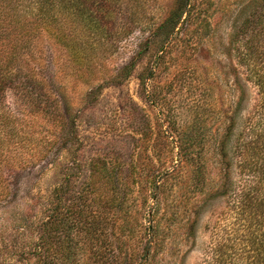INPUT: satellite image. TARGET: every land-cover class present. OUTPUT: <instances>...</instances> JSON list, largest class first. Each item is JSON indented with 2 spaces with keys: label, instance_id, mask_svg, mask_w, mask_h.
Returning <instances> with one entry per match:
<instances>
[{
  "label": "rangeland",
  "instance_id": "obj_1",
  "mask_svg": "<svg viewBox=\"0 0 264 264\" xmlns=\"http://www.w3.org/2000/svg\"><path fill=\"white\" fill-rule=\"evenodd\" d=\"M9 1L32 34L15 84L0 91V264H96L104 247L135 264H206L249 177L239 166L249 129L264 122V0H188L169 36L157 27L180 0H63L48 24H36L34 0ZM12 27L0 58L24 34ZM46 27L91 43L84 63ZM93 163L106 169L94 184ZM67 174V196L94 191L79 205L98 225L88 234L74 221L45 238Z\"/></svg>",
  "mask_w": 264,
  "mask_h": 264
},
{
  "label": "trees",
  "instance_id": "obj_2",
  "mask_svg": "<svg viewBox=\"0 0 264 264\" xmlns=\"http://www.w3.org/2000/svg\"><path fill=\"white\" fill-rule=\"evenodd\" d=\"M62 1L63 0H59V6L53 5L50 0H34L30 2L29 9L35 15L33 18H35L36 24H40L38 20L48 24L49 21H51L48 15L53 14L56 16V14H59V16L57 15L56 17L60 18L62 14ZM8 3L11 2L0 0V22L2 21L0 23V44L6 42L1 37L4 38L15 31L12 26H17L20 30H23L24 34L20 33L15 40L9 37L11 42L9 50L3 55V58H0V91H4L13 83L15 84L16 70H19L15 60L18 63L17 57L21 55L20 50L30 43L32 34L25 29L27 24L25 20L27 17L24 16L23 23L18 17V14L17 17H15ZM88 4L89 5L85 7V17H87V22H89L90 27L93 28L98 15L96 11L94 12L93 3L89 2ZM187 6L188 0H180L178 6L171 10L169 15L157 27V30L161 32L162 35L169 36L184 15ZM109 10L110 8L105 14H110L111 11ZM103 16L104 14H102L100 18ZM46 30L51 33L54 32L57 42L65 46L70 45L71 51L69 55L71 59L77 61L78 64L84 63V60L82 61L80 59L79 61V58H84L86 56L84 45L91 48V43L84 44L79 40L72 42L69 39V35L61 28L55 31L46 27ZM86 41L87 39L85 42ZM70 42L72 43L70 44ZM255 81L259 86V93L264 103V76L259 75L258 79ZM59 88V86H56L55 90L61 92ZM54 101H57V99H54ZM249 130L248 135L252 134L253 140L250 141L251 143L248 142L243 145L241 152L239 151V166L242 171L244 170L248 173L249 177H243V180L241 177L239 182L242 185L239 188L237 187V191L233 190L231 192L232 200L234 201V203L231 204V208L234 215H230L231 220L228 221L224 228L220 229L222 233L220 232L221 234L216 239L217 241H215L212 249V256L208 258L206 264H221L224 262H228L229 264H264V122L259 123L257 127L252 125ZM255 155H258L257 159L261 160L260 165H258V160L254 158ZM97 167V164H92L91 172L87 180L89 181L88 183L92 182V184H94L105 178L106 169L103 168V165ZM258 172L261 173L260 178L256 175ZM70 176L68 174L65 175L63 181L54 187L49 214H47V216L45 215L46 219L42 221L41 225L42 236L45 238L56 236L60 232L68 231L66 229H68L74 221L81 225L80 228H85V232L88 234L94 233L96 229L95 226L98 225V222H96L97 224L93 228V221H87L92 214L91 210L87 211L83 206L79 205L80 201H83L85 196H90L94 191L89 189L90 186L87 185V183L81 185L78 189L74 188L73 194L67 196L68 191L72 193L71 187H68L71 184ZM85 186L87 188H84ZM229 188V185H223L220 193L227 194L230 191ZM153 235L149 237L147 243H145L146 250L144 249V251H146V253H149L152 243L154 242L153 239L155 237ZM95 254L94 258L96 264H135L134 258L131 255V257H120L118 252L112 249L108 250L105 247L99 249V252Z\"/></svg>",
  "mask_w": 264,
  "mask_h": 264
}]
</instances>
